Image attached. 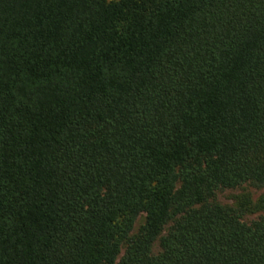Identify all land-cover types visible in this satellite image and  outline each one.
<instances>
[{
    "label": "trees",
    "instance_id": "obj_1",
    "mask_svg": "<svg viewBox=\"0 0 264 264\" xmlns=\"http://www.w3.org/2000/svg\"><path fill=\"white\" fill-rule=\"evenodd\" d=\"M243 185L264 0H0V264H264Z\"/></svg>",
    "mask_w": 264,
    "mask_h": 264
},
{
    "label": "rangeland",
    "instance_id": "obj_2",
    "mask_svg": "<svg viewBox=\"0 0 264 264\" xmlns=\"http://www.w3.org/2000/svg\"><path fill=\"white\" fill-rule=\"evenodd\" d=\"M263 196H264V187L255 188L250 185H243L233 190L218 191L213 201L224 206H234L238 201V199L242 197H247L252 204H256V202L260 200ZM261 216H264V209L246 213L243 216L242 221L246 224H249ZM143 217L144 216L142 215L138 219L134 232H136L139 226L143 223L144 220ZM164 234L165 232L163 233V235ZM159 251H160L159 242H156L152 248V254L156 255L159 253Z\"/></svg>",
    "mask_w": 264,
    "mask_h": 264
}]
</instances>
